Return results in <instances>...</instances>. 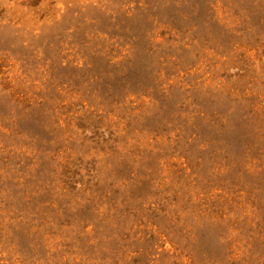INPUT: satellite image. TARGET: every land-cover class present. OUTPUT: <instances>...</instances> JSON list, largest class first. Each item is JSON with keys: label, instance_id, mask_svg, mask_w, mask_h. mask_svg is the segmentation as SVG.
<instances>
[{"label": "rangeland", "instance_id": "374dc122", "mask_svg": "<svg viewBox=\"0 0 264 264\" xmlns=\"http://www.w3.org/2000/svg\"><path fill=\"white\" fill-rule=\"evenodd\" d=\"M0 264H264V0H0Z\"/></svg>", "mask_w": 264, "mask_h": 264}]
</instances>
